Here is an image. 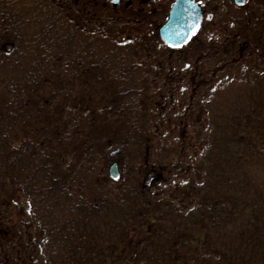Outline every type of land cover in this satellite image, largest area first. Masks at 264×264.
Returning a JSON list of instances; mask_svg holds the SVG:
<instances>
[{
    "label": "trees",
    "instance_id": "16d2710c",
    "mask_svg": "<svg viewBox=\"0 0 264 264\" xmlns=\"http://www.w3.org/2000/svg\"><path fill=\"white\" fill-rule=\"evenodd\" d=\"M106 6L0 0V264H264V48L244 12L218 46L200 26L170 47L154 15Z\"/></svg>",
    "mask_w": 264,
    "mask_h": 264
},
{
    "label": "rangeland",
    "instance_id": "374dc122",
    "mask_svg": "<svg viewBox=\"0 0 264 264\" xmlns=\"http://www.w3.org/2000/svg\"><path fill=\"white\" fill-rule=\"evenodd\" d=\"M98 1L100 3L103 2V0H98ZM142 1L143 0H137V2H140V3H142ZM163 1L166 2V0H163ZM200 1L204 5V7H203L204 8V16H203L204 19H203V23H202V28H201V30H199V32H197L196 38L201 39L204 44H209L210 46H218L219 43L221 42V40L225 37V33H224L225 27L227 29L233 27V26H229L231 20L232 21L234 20L232 17L234 16V18L235 17L239 18V15H243V12H244L243 10L244 9L242 10L240 8L233 7L230 4H226V5H222L221 4L216 9L217 12H218V15H216L215 12H213L211 10V8H210V1L209 0H200ZM205 3L207 5H205ZM165 5L166 4L164 3V5L161 4V5L157 6L158 13L155 15V17H153L154 19L157 20L156 23H155V21L153 22V25H155L156 29L159 26V24L162 23L164 21V19H165L166 12L168 10V7L166 8V10L164 9L166 7ZM123 6H124L123 5V1H121L119 4H117L115 6L108 2L106 8L109 9V10H106V11L109 14H111L112 13V11H111L112 9H115L117 11L126 10V8H123ZM136 6H139V4L135 3L132 6H128V7L136 8ZM139 7L142 8L143 6L142 7L139 6ZM227 14H229V20L231 18V20L228 22L229 24H227L225 22V18L228 16ZM249 33H250L249 37L252 38L253 41L257 40L259 49L261 47L264 48V36H262L261 31L258 28L257 29H253L251 27V29H249ZM249 88H250V84L246 83L245 86H244V93H246V94H244V96H246L249 93V90H250ZM237 97H238L237 94L234 95L233 93H227V95H225V97L223 96V98L222 99L220 98L219 100H222V101L225 102L228 99L229 100L232 99V98L235 99ZM109 164L107 165V168H108Z\"/></svg>",
    "mask_w": 264,
    "mask_h": 264
},
{
    "label": "water",
    "instance_id": "95a60500",
    "mask_svg": "<svg viewBox=\"0 0 264 264\" xmlns=\"http://www.w3.org/2000/svg\"><path fill=\"white\" fill-rule=\"evenodd\" d=\"M236 4H243L244 0H233ZM202 11L193 0H175L172 4L166 20L158 28V35L169 46H179L186 42L201 20ZM117 150L111 152L115 154ZM112 178L118 176L116 162H112L108 168ZM152 172H148L145 183L152 178Z\"/></svg>",
    "mask_w": 264,
    "mask_h": 264
},
{
    "label": "flooded vegetation",
    "instance_id": "af4514ba",
    "mask_svg": "<svg viewBox=\"0 0 264 264\" xmlns=\"http://www.w3.org/2000/svg\"><path fill=\"white\" fill-rule=\"evenodd\" d=\"M114 1V2H113ZM121 1H123V7H128V6H132L135 3H138L139 6H143L142 8H140L139 6H136L137 9H143L146 12H148L149 14L155 15L158 13V8L157 6L163 4H166L165 6V10L168 7V10L166 12V16L164 21L166 20L168 13L170 11V8L172 6V4L174 3L175 0H143L142 3L137 2V0H104V4L107 5V3H111L112 5H117L119 4ZM159 1V2H158ZM196 3H198V5L201 7L202 9V14L204 16V5L200 0H194ZM210 1V8L213 12H215L216 15H218L217 12V8L219 5H226V4H230L233 7L236 8H240V9H244V31H245V35L246 36H250L249 34V29H251V27L253 29H259L261 31L262 36H264V0H244V4H235L233 2V0H209ZM169 5V6H168ZM205 5H207L205 3ZM160 8V7H159ZM219 10V9H218ZM226 15V14H225ZM228 16L225 18V22L228 24V22L231 20H229V14H227ZM202 16V22H201V26L203 23V19L204 17ZM155 21V23L157 22L156 19H153ZM225 24V23H224ZM226 26V25H225ZM225 29H227L225 27Z\"/></svg>",
    "mask_w": 264,
    "mask_h": 264
}]
</instances>
